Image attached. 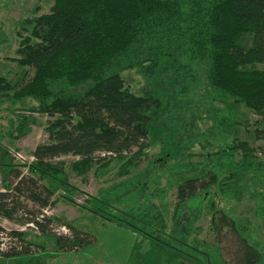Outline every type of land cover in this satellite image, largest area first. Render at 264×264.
Here are the masks:
<instances>
[{
    "label": "trees",
    "instance_id": "16d2710c",
    "mask_svg": "<svg viewBox=\"0 0 264 264\" xmlns=\"http://www.w3.org/2000/svg\"><path fill=\"white\" fill-rule=\"evenodd\" d=\"M21 28L25 34L19 35L18 57L10 59L21 71L16 78L0 75V109L12 112L29 107L31 100L37 103L33 111L52 120L46 128L48 140L32 151L28 173L7 158L0 164L3 174L14 179L0 192V216L33 225L43 238L0 226V264L43 257L45 241L52 243L55 253L88 258L97 237L72 224L67 225L70 234L53 233L54 219L45 214L56 192L71 187L65 166L55 158L77 155L89 168L96 161L107 165L115 157L131 154L128 159L137 163L136 157L150 146L161 98L129 90L122 76L125 70L140 68L152 85L170 78L171 86H179L174 99L188 93L197 71L204 70L215 100L243 104L260 117L254 137L264 140V0H55L48 14L27 18ZM4 40L0 29V42ZM199 80L198 74V86ZM232 116L230 111L220 118L217 112L215 126L233 130ZM22 120L20 132L31 117ZM236 148L244 150L239 160L234 157ZM254 151L245 142L217 151L220 171L208 170L179 182L170 232L163 228L160 209L151 203L110 212L109 217L102 213L104 205L96 204L95 212L128 233L139 229L149 241L185 254L189 264H227L220 249L190 241L193 222L200 218L204 203L207 208L215 206L212 188L223 182L218 172L235 175L260 168ZM98 154L104 155L97 158ZM231 185L230 191H235L237 183ZM196 206L192 221L182 218L185 207ZM211 216L217 242L224 231L233 237L234 264H264V248L246 237V223L240 225L222 208ZM132 249L130 245L128 251Z\"/></svg>",
    "mask_w": 264,
    "mask_h": 264
},
{
    "label": "rangeland",
    "instance_id": "374dc122",
    "mask_svg": "<svg viewBox=\"0 0 264 264\" xmlns=\"http://www.w3.org/2000/svg\"><path fill=\"white\" fill-rule=\"evenodd\" d=\"M54 1L0 0V29L5 35V40L0 42V75L16 78L20 73L21 68L10 59L18 57L17 49L22 40L19 35L25 34L21 24L27 18L48 14ZM122 76L125 86L132 92L138 95L152 92L161 98V108L152 124L150 146L136 157L137 163L128 159L131 154L125 158L115 157L107 165L96 161L89 168L77 155L55 158V162L65 166L71 187L67 191H57L53 204L45 209V214L54 219L53 233L70 234L67 225L72 224L97 237V243L88 251V258L77 254L60 256L55 253L52 243L45 241L47 252L43 257L12 259L3 261V264H26L28 261V264H89L90 261L92 264H189L185 254L165 243L149 241L139 229H136V233H128L125 227L111 223L105 216H111L110 212H125V209L140 208L151 203L160 209L159 213L164 218L163 228L170 232L177 213V184L208 170L220 171L216 152L244 142L255 150L254 157L261 162L260 168L256 169L259 173L254 170L235 175L218 172L223 182L221 187L212 188L215 206L207 208V203H204L200 218L193 222L190 241L202 244V248L220 249L226 263L234 264L232 235L224 231L221 241L217 242L210 225L211 213L222 208L240 225L246 223V237L263 249L264 172L260 170L264 168V140L254 137L255 128L261 126L257 121L260 117L243 104L215 100V90L209 85L202 69L195 74L189 92L178 99L173 98V93L179 90V86H171L170 78H160L152 85L140 68L125 70ZM28 103L29 107L12 112L10 109H0V164L5 163L7 158L8 163L17 164L26 173L29 172L28 165L34 161L32 151L39 143L48 140L46 128L52 120L47 114L31 109L36 102L28 100ZM75 111L81 114L78 109ZM230 111L232 118L236 119V127L230 131L220 130L213 121L215 114L218 112L221 118ZM22 116L31 117V120L26 130L20 132L18 124L22 123ZM135 151L137 148H134ZM243 153L242 148H236L234 157L239 160ZM3 173L0 169V192L5 190L8 181L14 182L13 178ZM233 181L237 185L235 191H230ZM96 204L104 205L102 213L105 216L95 212L98 210ZM195 209L198 206L185 207L181 212L182 218L192 221ZM258 209L262 210V216L256 214ZM0 226L6 231H27L32 239L43 238L31 224H21L0 216ZM5 241L8 245L9 237ZM130 245L133 249L128 251ZM217 256L218 253L214 258Z\"/></svg>",
    "mask_w": 264,
    "mask_h": 264
},
{
    "label": "crops",
    "instance_id": "0c3cea01",
    "mask_svg": "<svg viewBox=\"0 0 264 264\" xmlns=\"http://www.w3.org/2000/svg\"><path fill=\"white\" fill-rule=\"evenodd\" d=\"M65 255H67V254H60V256H65ZM69 255H71V254H69ZM75 255V254H74Z\"/></svg>",
    "mask_w": 264,
    "mask_h": 264
}]
</instances>
